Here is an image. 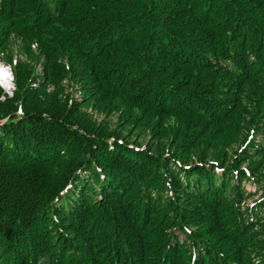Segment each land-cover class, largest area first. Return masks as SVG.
Segmentation results:
<instances>
[{
  "label": "trees",
  "instance_id": "16d2710c",
  "mask_svg": "<svg viewBox=\"0 0 264 264\" xmlns=\"http://www.w3.org/2000/svg\"><path fill=\"white\" fill-rule=\"evenodd\" d=\"M3 55L0 264H264V0H0Z\"/></svg>",
  "mask_w": 264,
  "mask_h": 264
},
{
  "label": "rangeland",
  "instance_id": "374dc122",
  "mask_svg": "<svg viewBox=\"0 0 264 264\" xmlns=\"http://www.w3.org/2000/svg\"><path fill=\"white\" fill-rule=\"evenodd\" d=\"M32 48L36 49V44L35 43L32 44ZM5 52H7L9 55L12 54L13 57L16 56V57L20 58V60H22V61H27V56L25 54H23L21 51H19L18 42H15V40H13V39H11V41H10L9 48H7V49L5 48ZM0 65H3L5 67L4 68L5 70L0 72V83L3 84V86L5 88L4 90L2 88H0V96L3 93V91H4L5 92V97H10V96H12V92L14 90V83H13V76H12L11 66H10L9 63H7L4 60V55L0 56ZM0 69H3V68H0ZM4 71L6 72L7 76L11 75L12 79L11 78L8 79V80L7 79H2V75H3ZM113 116L114 115H111L110 118H112ZM247 117H248V122H247L246 126L244 127V129H243V131L241 133L239 142L246 140L247 142L251 143V142H253V140H255L254 135L256 134L255 131H257V124H256L255 119L251 118L250 116H247ZM99 120L101 121L100 117H99ZM252 158H253L252 160L249 159V160L246 161L247 164H245V167L247 165H251L253 170H254V172H255L256 166L254 164H258V163H261V162L264 164V152H262V153L255 152V153H253ZM241 166H243V165H241ZM258 170L263 171L264 169L263 168H258ZM257 184L259 185L258 182H257ZM246 187L248 189L254 191L253 192V196L247 200L248 203L251 202V204H252V199L256 198L258 196V194L260 192V189H259V187H257V185H254L253 183H249L248 185L246 184ZM243 204H244V201L241 203V205H243ZM250 221L253 222L256 225H260V224H257L256 221H253V220H250ZM260 235L264 236V232L261 233Z\"/></svg>",
  "mask_w": 264,
  "mask_h": 264
},
{
  "label": "snow or ice",
  "instance_id": "6c2138e0",
  "mask_svg": "<svg viewBox=\"0 0 264 264\" xmlns=\"http://www.w3.org/2000/svg\"><path fill=\"white\" fill-rule=\"evenodd\" d=\"M3 71V69H0V72H2Z\"/></svg>",
  "mask_w": 264,
  "mask_h": 264
}]
</instances>
